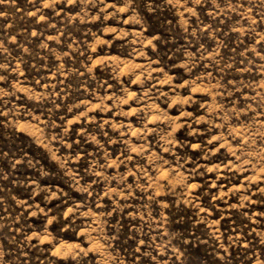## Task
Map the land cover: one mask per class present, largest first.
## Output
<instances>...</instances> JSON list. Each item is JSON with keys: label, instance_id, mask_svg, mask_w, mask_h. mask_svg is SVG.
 Segmentation results:
<instances>
[{"label": "rangeland", "instance_id": "374dc122", "mask_svg": "<svg viewBox=\"0 0 264 264\" xmlns=\"http://www.w3.org/2000/svg\"><path fill=\"white\" fill-rule=\"evenodd\" d=\"M0 264H264V0H0Z\"/></svg>", "mask_w": 264, "mask_h": 264}]
</instances>
